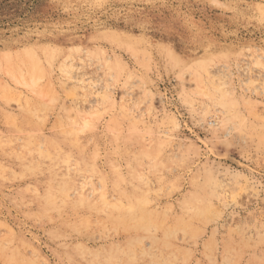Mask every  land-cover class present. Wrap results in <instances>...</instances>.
Wrapping results in <instances>:
<instances>
[{"label": "rangeland", "instance_id": "rangeland-1", "mask_svg": "<svg viewBox=\"0 0 264 264\" xmlns=\"http://www.w3.org/2000/svg\"><path fill=\"white\" fill-rule=\"evenodd\" d=\"M0 264H264V0H0Z\"/></svg>", "mask_w": 264, "mask_h": 264}]
</instances>
